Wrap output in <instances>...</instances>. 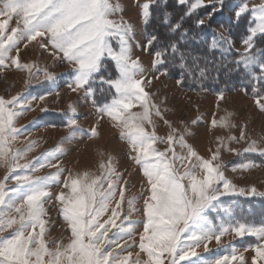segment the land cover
Masks as SVG:
<instances>
[{"label":"snow or ice","instance_id":"snow-or-ice-1","mask_svg":"<svg viewBox=\"0 0 264 264\" xmlns=\"http://www.w3.org/2000/svg\"><path fill=\"white\" fill-rule=\"evenodd\" d=\"M176 3L184 11L174 22L167 0H146L139 5L141 44L135 39L136 26L124 18L123 8L114 0H0V70L14 67L27 73L22 92L10 98L0 96V165L6 168L0 179V264H264V223L258 226L242 221L224 206L225 198L264 197V192L255 186L236 185L225 174L222 158V151L237 156L258 153L264 164V144L249 137L247 126L241 125L238 136L217 137L215 149H209L208 157L202 156L185 139L187 128L173 127L144 87L158 78L152 72L167 75L170 67L183 70L177 84L184 82L185 71L191 76V67L199 69L202 79L214 68L217 80L223 69L225 76L239 73L244 91L251 88L255 104L264 112V2ZM152 7L161 9L155 18L165 26L164 33L157 34L154 28L148 31ZM225 14L226 20H217ZM14 18L16 26L11 27ZM214 23L221 30L214 28ZM241 26L245 29L240 37L243 51L234 47L232 36L233 28ZM209 33L210 41L205 39ZM33 42L43 51L51 49L58 63L70 66L67 88L71 92L92 97L94 104L97 86L100 93L109 92L110 101L97 111L101 118H111L121 139L128 142L126 155L142 171L139 195L126 196L129 181L111 157L100 164L99 174L74 175L59 163L57 153L63 155L59 149L29 159L35 141H28L23 148L13 147L28 128L16 127L17 119L34 110V102H43L53 93L59 96L57 73L37 62H21V44L27 47ZM197 45L204 47L197 51ZM134 47L153 56L151 68H146L139 56L133 57ZM214 50L220 52L219 58L213 57ZM233 52L237 58L230 60ZM109 61L114 62L115 73L108 71ZM202 61L206 67H200ZM46 82L51 91L28 94L31 85L44 86ZM218 96L223 99V92ZM137 106L138 110H133ZM69 110L77 112L71 103ZM40 111L50 109L45 106ZM153 117L170 129L166 137L158 135ZM38 123L34 119L29 125ZM211 124L217 121L213 119ZM66 127L62 141L71 140L78 130L84 132L74 116L67 119ZM88 131L91 136L99 134L95 125ZM241 142V148L229 146ZM161 144L166 146L161 149ZM53 158L57 163H52ZM259 166L249 161L238 167ZM45 167L55 171L36 174ZM53 185L61 190L51 191ZM141 199L142 210L136 207ZM53 200L70 231L67 242L47 238L45 205ZM133 213L140 215L133 218ZM226 235H232L233 240L223 241ZM246 236L256 237V242L240 251L236 238ZM213 241L215 248L210 247ZM249 250L253 253L250 258L245 255Z\"/></svg>","mask_w":264,"mask_h":264},{"label":"rangeland","instance_id":"rangeland-1","mask_svg":"<svg viewBox=\"0 0 264 264\" xmlns=\"http://www.w3.org/2000/svg\"><path fill=\"white\" fill-rule=\"evenodd\" d=\"M120 3L123 8L122 15L125 19L131 21L137 30L135 39L141 44L144 43L143 28L141 27V15L139 5L146 0H114ZM264 0H248L250 5L260 4ZM152 11V8L150 9ZM227 16L222 20H226ZM11 27L16 26V19L11 21ZM214 28L221 30L219 24H214ZM241 30L233 28L232 36L235 41L234 47L243 51L244 46L240 41ZM236 37V38H235ZM114 47H117L115 41ZM21 62H37L41 67H48L49 70L58 74L57 80L59 85V96L53 93L49 95L43 102H34L32 111L22 114L16 121V127L28 126L16 141L13 142L14 148H23L28 141H35L36 144L28 158L38 157L45 151L59 149L63 155H58L59 163L70 170L74 175H83L85 172L90 175H96L101 172L100 164L107 163L111 157L113 164L117 170L123 173L124 179L129 181L126 186V196L131 197L139 195L141 185L144 182L142 171L126 155L130 151L128 142L120 137V130L115 127V122L111 118L100 117L97 108L106 102H109L111 95L106 91L105 100L101 99L98 90L95 92L96 103L92 102L93 98H85L83 93H73L67 88V84L71 82L70 66L65 63H58L51 55V49L43 51L39 49L35 42L27 47L21 44ZM15 53H13L14 55ZM139 56L146 68H151L153 56L148 52L142 51L139 47L133 48V57ZM111 62V61H109ZM111 71L115 73L114 62L110 64ZM152 75L158 76L154 78L151 84L144 85L154 102L158 103L165 118L172 122L173 127L183 131L187 128L188 134L185 139L192 144L197 151L205 157L210 155L209 149L214 150L218 141L217 137L227 138L230 135H239L241 125H246V131L249 137L255 139L258 143L264 144V112L254 102V96L246 93L242 88L223 92V99H220L217 92L210 90H192L185 83L177 84V77L168 72L162 75L159 72H152ZM26 71L6 68L0 70V96L10 98L25 89ZM51 91L47 88V82L44 86L33 84L28 88V94L41 95L44 91ZM73 104L77 112L71 113L69 104ZM47 106L49 112H41L40 108ZM138 110V106L136 109ZM67 112V115L62 113ZM74 116L78 124L84 130L76 132L74 137L69 141H62V138L68 132L66 121L69 117ZM225 118V123H221V118ZM37 120L39 123L32 126L30 121ZM157 123V133L161 136H167L170 129L158 117H153ZM215 119L216 125H212L211 121ZM192 121H197L193 124ZM96 126L98 135L91 136L89 131ZM236 125L237 127H232ZM166 145H159L163 149ZM230 147L241 148L240 144L230 143ZM179 151V149H177ZM222 158L225 161V174L239 187L250 188L255 186L258 191L264 192V164H262L258 153H244L237 156L235 153L222 151ZM254 161L259 167H251L240 169L238 166L242 163ZM52 163H57V159L53 158ZM236 167V171L232 169ZM55 169L45 167L38 171L37 175H46L54 172ZM6 168L0 165V179H3ZM67 175V172L64 173ZM11 183V181H9ZM61 190L59 185H53L51 191L58 193ZM245 199L247 201H245ZM250 200V201H248ZM262 196H234L224 199V206L233 210L236 217L242 221L260 225L264 223V206H257ZM142 199L137 201L136 207L142 210ZM45 207L48 209L46 217L47 238L52 240H63L67 242L70 231L59 212L58 203L53 200L47 203ZM256 209V210H255ZM140 213H133L136 218ZM214 216V214H213ZM256 237L246 236L244 238H236V247L240 251L251 243L256 242ZM227 242L233 240L232 235L222 237ZM53 246L54 245H50ZM210 247L215 248L213 241ZM138 249H134L136 251ZM202 250V249H201ZM253 253L249 250L245 253L247 257ZM207 255V254H206Z\"/></svg>","mask_w":264,"mask_h":264},{"label":"trees","instance_id":"trees-1","mask_svg":"<svg viewBox=\"0 0 264 264\" xmlns=\"http://www.w3.org/2000/svg\"><path fill=\"white\" fill-rule=\"evenodd\" d=\"M167 5H168L167 11L171 13V19L174 22L183 13L184 9L176 3V0H167ZM152 12H153L152 24L149 27L148 31H152L154 28L157 34L164 33L165 26L161 24L159 20L155 18L156 16H159L161 9H159L158 7H152ZM223 16L226 17L227 14ZM223 16L217 17V20H220L221 22H223L224 21L222 20ZM214 24H213V27H214ZM237 29H238V32H240V30L242 32L240 36L245 35V29L243 26ZM205 39L210 41L211 33H209L207 37H205ZM261 46H264V42H261ZM195 47L197 51H200L201 49H203L204 45H197ZM212 55L213 57L219 58L220 52L218 50H214ZM236 58H237L236 52H233L231 56L229 57L230 60L236 59ZM110 64L111 62H108V71H111ZM191 65H192V62L189 61V66L191 67ZM229 66L231 67L232 65H229ZM200 67H206L203 61L201 62ZM181 71L183 70L180 69L179 67H170L168 72L172 74L173 76L179 78V74L181 73ZM198 72H199V69L196 67H191V73H192L191 76H189L186 71L184 72L185 78H184L183 83H185V85L192 90H210L213 92L220 93L221 91L226 92V91L234 90L236 88L244 89V85L241 81V77L239 73H232L230 75L225 76L224 70L222 69L220 73V78L217 80L213 78L215 76L214 68H210V70L207 72V79L199 78ZM105 92L99 95V97L103 100H105L108 97L106 96ZM247 92L252 94L251 88H249ZM245 201L247 200L245 199ZM257 206H264V200H261V202Z\"/></svg>","mask_w":264,"mask_h":264}]
</instances>
